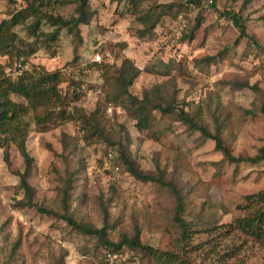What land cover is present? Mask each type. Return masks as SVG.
Wrapping results in <instances>:
<instances>
[{"label":"rangeland","instance_id":"374dc122","mask_svg":"<svg viewBox=\"0 0 264 264\" xmlns=\"http://www.w3.org/2000/svg\"><path fill=\"white\" fill-rule=\"evenodd\" d=\"M187 1L160 0L161 5L174 3L178 13L165 17L151 36L139 38L124 3L91 0L93 16L88 27L80 28L82 44L77 46L75 38L62 31L49 50L38 51L29 62L47 72L61 70L72 78L81 74L85 94L75 105L86 114L103 111L101 125L115 141L125 144L141 170L153 172L158 161L167 176L180 178L186 204L184 219L192 221L200 214L213 213L221 225H227L239 215L237 208L246 196L264 191V161L238 167L224 162L213 142L203 141L198 132L189 131L177 120V111L200 107L203 124L212 132L215 124H220L235 157L258 154L264 145V119L260 114L246 116L244 111L254 110L259 102L249 89L235 90L231 84L246 82L264 91V0H213L214 7L202 0V9ZM52 6L50 12L64 18L74 13V5ZM25 7L23 0H0V23L10 11ZM228 11L241 16L247 35L261 48L239 38L238 29L220 15ZM42 30L52 31L45 25ZM191 31V41L180 40ZM16 32L25 39L23 29ZM120 43L126 47H117ZM96 56L114 67H119L123 58L131 61L140 73L129 92L142 98L159 86V96L164 103L171 102L175 112L155 113L151 130L138 131L124 110L104 105L106 89L93 63ZM75 57L78 60L73 63ZM206 58H214L208 67L203 65ZM0 65L8 77H16V62L0 57ZM90 85L97 86L96 90ZM60 91L63 95L67 84H62ZM12 99L24 104L23 99ZM34 116L31 113L28 117L32 125L25 148L32 158L27 183L35 190L33 203L37 207L61 215L60 196L67 190L68 215L76 222L102 228L103 204L112 228L108 237L113 242L124 234L132 235L137 227L142 245L182 254L177 235L171 230L174 205L166 190L136 181L116 158L105 166L109 147L97 138L86 142L78 120L39 132ZM24 170V160L12 142L7 148L0 147V264H51L62 255L64 264H109L95 240L76 234L65 221L42 215L34 208L17 207L24 201L19 188ZM220 207L225 208L226 215ZM196 243L199 240L195 237L192 244ZM187 249L183 257L193 264H264V249L234 233L218 236L216 242L201 250ZM233 252L232 257L224 256ZM129 257L125 250L123 259ZM114 264H119L118 260ZM126 264H147V259L134 256Z\"/></svg>","mask_w":264,"mask_h":264},{"label":"trees","instance_id":"16d2710c","mask_svg":"<svg viewBox=\"0 0 264 264\" xmlns=\"http://www.w3.org/2000/svg\"><path fill=\"white\" fill-rule=\"evenodd\" d=\"M26 4L24 9L13 10L8 13V18L0 23V57H7L10 61L16 62V72L14 78L8 77L4 67L0 65V147L7 148L12 142L20 152L24 164V173L19 179V188L24 194V201H20L17 207L34 208L37 212L45 216H54L66 222V224L78 235H82L95 240L96 247L104 250V258L107 254L116 255L119 264L131 262L132 257L141 256L147 259V264H193L190 260L183 257L191 246L190 250L198 251L203 246H208L211 242H216L217 237L222 235L229 236L232 233L244 237L253 245L264 249V191L248 195L243 203L238 206L239 215L232 218L227 225H221V219L211 215L200 214L192 221L184 219L186 213L185 196L183 189L179 186L180 178L175 174L167 176L165 167L160 166L156 161L154 171L144 172L139 165L132 160L127 153V147L121 141L109 134L104 126L101 125L103 111L95 110L86 114L75 105L84 96L83 78L81 74L76 78L70 77L61 70L47 72L39 66L30 64V58L40 50H49L50 46L57 42L59 34L65 31L68 35L75 38L76 45L82 44V26H89L93 13L90 9L91 0H23ZM124 3L126 12L131 13L135 32L139 38L149 37L160 25L165 17L175 16L177 8L174 3L161 5L160 0H116ZM211 1L210 4H207ZM207 5L214 7L213 0H204ZM74 5V13L69 18L50 12L52 5ZM187 4L203 8L202 0H188ZM221 17L231 21L238 29L239 38H247L252 41V45L261 48L254 37H249L243 20L238 13L228 11L220 14ZM52 29L44 32L43 26ZM17 28L23 29L25 39H20ZM193 31L188 36L182 35L181 41H191ZM42 46V47H41ZM120 49L126 47L124 43L116 45ZM78 59H73L76 63ZM214 58H206L203 61L205 67L210 66ZM96 71L100 72L99 78L102 86L105 87V106L121 108L127 117L135 122L138 131H150L155 121V113L161 115H172L177 109L171 102L164 103L159 96L161 88L153 87L144 93L142 98H137L129 92V88L134 84L139 76L140 70L128 59L123 58L119 67H114L107 60L93 62ZM200 72L201 66H196ZM67 84V91L62 95L60 86ZM235 90L249 89L254 93L258 100L253 110L244 111L246 116L256 117L260 114L264 119V91L258 85L250 86L248 83H234ZM90 88L97 86L90 85ZM12 97L23 99L24 104L16 103ZM41 111L40 114H36ZM33 113L34 123L40 126L39 132H47L56 129L63 124L78 120L83 130V138L87 142L93 139H100L114 152V157L119 160L123 171L136 181L142 183H153L161 189L166 190L173 200L171 213V230L177 235V240L182 254L172 252H161L149 246H144L140 242V230L135 227L132 235L124 234L116 242L108 237V230L112 228L108 225V213L105 206L101 204L103 214V226L98 229L89 225L76 222L68 215V192L64 190L60 196L62 214L56 215L53 211L37 207L33 203L35 190L27 183L29 178L32 158L25 148V142L31 130V122L28 117ZM177 120L182 123L189 131L198 132L203 141L214 143V150L221 153L222 160L230 165L238 167L241 164L256 165L264 161V145L258 154L252 158L246 156L235 157L232 154L229 144L223 138V129L220 124H215L212 132L203 124L201 120L200 107L192 111L185 112L183 109L177 111ZM121 131V127H119ZM152 139L156 140L155 135L151 134ZM205 210V206H203ZM215 208V206L213 207ZM224 214L225 208L220 207ZM221 230H224L223 232ZM198 238L199 243L192 244L194 238ZM205 237V239H204ZM213 238V239H210ZM247 241L244 242L246 244ZM216 245H213L215 247ZM130 254L128 259H123L124 251ZM228 257L234 256L224 255ZM64 255L53 261L51 264H64ZM106 261V259H105Z\"/></svg>","mask_w":264,"mask_h":264},{"label":"built area","instance_id":"2783aa9c","mask_svg":"<svg viewBox=\"0 0 264 264\" xmlns=\"http://www.w3.org/2000/svg\"><path fill=\"white\" fill-rule=\"evenodd\" d=\"M210 3H211V1L209 2V4ZM181 24H182V28H184L185 27V23L182 22ZM95 61H99V57L98 56L95 57ZM113 157H114V152L109 150L108 153H107V157L104 160L105 161L104 165L105 166L108 165V163L113 159ZM115 170L117 171L118 168L116 167ZM118 257L119 256L107 254L105 259H106L107 263L114 264V262L118 259Z\"/></svg>","mask_w":264,"mask_h":264}]
</instances>
